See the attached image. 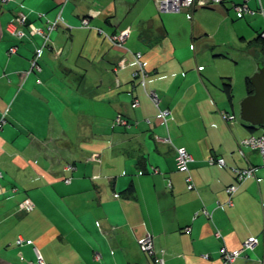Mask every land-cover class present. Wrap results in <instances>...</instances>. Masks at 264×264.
I'll list each match as a JSON object with an SVG mask.
<instances>
[{"label":"crops","instance_id":"1","mask_svg":"<svg viewBox=\"0 0 264 264\" xmlns=\"http://www.w3.org/2000/svg\"><path fill=\"white\" fill-rule=\"evenodd\" d=\"M241 2L197 8L188 19L160 12L155 0H0V119L8 110L0 264H41L37 250L46 264H156L138 242L148 233L165 264H224L223 246L241 248L251 237L254 246L230 264H264V159L243 142L264 135V124L242 118L246 77L263 57L250 42L264 31V0H248L244 12L235 7ZM18 12L39 28L59 16L73 25L53 32L41 70L29 74L43 39L7 30ZM120 32H129L132 52L107 37ZM13 45L18 52L9 54ZM136 51L148 61L145 86L137 66L117 69ZM119 113L129 123H116ZM180 146L193 156L188 171L178 169ZM252 166L255 176L230 196L233 168ZM28 197L34 210L19 211ZM20 236L32 242L19 244Z\"/></svg>","mask_w":264,"mask_h":264},{"label":"rangeland","instance_id":"2","mask_svg":"<svg viewBox=\"0 0 264 264\" xmlns=\"http://www.w3.org/2000/svg\"><path fill=\"white\" fill-rule=\"evenodd\" d=\"M3 2H7V1H9V0H2ZM215 1H217V0H193V2H190V3H187V0H180V1H178L176 4H178V5H180V7H178V10H163L162 8H161V3H159V1L158 0H155V2H156V4H157V7H158V9H159V11L160 12H162V13H176V14H179V13H182V12H184V13H186V16H187V18L188 19H192L193 18V11L195 10V9H197V8H199V9H202V8H205V7H212L213 9H217L218 7H216V6H213L215 3H217V4H220V3H222L224 0H221L220 2H215ZM247 1L248 0H242V2L241 3H238V4H236L235 5V7H236V9H238L239 11H242V12H244V11H249L250 9L248 8V6L247 5H245V3L247 4ZM22 13H24V12H18V14H17V16L8 24V27H7V30L11 33V34H13V35H15L16 37H18V38H22V37H24V36H27V35H32V36H34V35H40L41 37H42V39H43V42H42V44L39 46V47H37L36 49H35V51H34V55H33V57H32V60H31V63H32V65H33V61H38L39 59H41V57H42V54H43V51H42V54H41V56L38 58V57H35V56H37L36 55V53H37V51H38V49H40V48H43V50L45 49V47H46V44H47V47L48 46H51L50 45V43H51V41H52V34H53V32L55 31V30H57L58 29V27L56 28V29H54V30H52V31H49L48 33H47V28H48V25H49V23H51L52 21H50L49 23H47V25H46V27L45 28H43L44 30H45V32H46V34H47V36H46V34H45V32L44 33H42V32H38L37 30H34V28L33 27H30L29 25L30 24H27L26 23V25L25 24H23V25H20V22L18 21V17L20 16V14H22ZM25 14V13H24ZM60 17V16H59ZM58 17V18H59ZM57 18V19H58ZM62 20H64V18H62ZM54 21V20H53ZM64 26L66 27V28H70V27H72L73 25L72 24H70V23H68V22H66V20H64ZM209 23H205L206 25H213V22H210V21H208ZM31 25H33V23H31ZM24 26H29V29H28V31L26 32L25 30H24ZM82 26H90V18L89 17H84L83 19H82ZM22 29V32L19 30V29ZM19 32L20 33H22L21 35L19 34ZM121 33H123V32H120V33H113V34H108L107 35V37L114 43V44H116V46H119V47H125L127 50L129 49V48H127L126 47V41L127 40H125V41H123L124 43H122V42H120V43H122V44H120L119 43V41H118V38L116 37V35H119V34H121ZM127 34H128V36H129V32H126ZM128 36H127V38H128ZM260 36L262 37V38H264V31L260 34ZM114 37V38H113ZM126 38V39H127ZM49 39V40H48ZM219 39V37L217 36L216 37V40H218ZM45 41H46V43H45ZM258 46H259V49H260V51L262 52V48H261V46L259 45V44H257ZM13 46H16V45H13ZM13 46H11V47H13ZM10 47V48H11ZM17 47V46H16ZM235 48V47H234ZM128 51H131L130 49L128 50ZM215 51V50H214ZM9 54H15V53H17V51L16 52H13V51H10V49H9ZM132 52V51H131ZM138 52H140L141 53V55H142V57L140 58L141 59V61H147L146 59H144V54H143V52L142 51H136V52H133L132 54H133V60L132 61H128L127 60V58L126 57H123V58H121L120 60H119V62H118V65H117V69L119 68V67H123V66H127V65H135V66H137V69L135 70V72H134V74L136 75V76H138L139 78H141V82L144 84V86H145V84H146V79H147V77H148V75H149V72H146V74L145 75H143L142 74V72H140L139 73V71H141V67H140V65H139V63L137 62V59L135 58V53H138ZM227 52L228 53H231V55H237V56H241L242 58H248L247 56L248 55H246V54H248V53H245V54H243L239 49L237 50V49H232V50H227ZM215 53V52H214ZM212 53H210V55H211ZM231 55H229L228 54V56L229 57H231V58H233V56H231ZM262 55L264 56V54H263V52H262ZM249 58H251V57H249ZM244 60V59H243ZM38 63V62H37ZM259 64H264V61H259L258 62ZM259 64H258V66H259ZM32 65H31V67H30V69L28 70V71H26V73L27 74H29V73H31L32 72V70L33 69H37V70H41V64L39 65V63H38V67L39 68H32ZM147 66H148V61H147V65H146V67H145V69L147 70ZM204 68V66H199V69H203ZM253 76V74L252 75H250V78ZM39 82H41V79H39ZM252 82V81H251ZM253 84V83H252ZM254 86V85H253ZM152 91H153V93L154 92H156V91H154V90H147V94L150 96V98L159 106V104H160V97H159V95H158V103L156 102V100L155 99H153L152 97H151V93H152ZM157 93V92H156ZM136 100H138L137 98H136ZM139 101V100H138ZM133 102H135V101H133ZM140 103V102H139ZM135 106H138V105H135ZM165 111V110H164ZM7 112H8V110H5L4 111V113H3V115H2V117H1V119H0V128L7 122ZM170 112V111H169ZM169 114V113H168ZM119 115H121V113L119 114ZM230 115H235V114H231V113H224L223 114V116H224V118L226 119V120H233V119H235V117L233 118V119H231L230 118ZM121 117L123 118V116L121 115ZM117 123H120V122H118L117 121ZM263 135V134H262ZM262 135H259V136H262ZM259 136H256V137H259ZM168 140V139H167ZM247 145V144H246ZM179 148V147H178ZM177 148V149H178ZM256 149V148H255ZM189 151V150H188ZM260 151V150H259ZM177 155H178V151H177ZM93 156V155H92ZM91 156V157H92ZM94 156H95V154H94ZM90 157V158H91ZM218 158V157H217ZM224 158V157H223ZM176 159H177V165H178V158H177V156H176ZM225 159V158H224ZM193 161V160H192ZM191 161V162H192ZM190 162V163H191ZM69 165H72L71 163H67V168H69V169H76V165H75V167L74 168H72V167H70ZM220 165H222V166H225V165H227V163H226V160H225V164H220ZM254 167V166H253ZM189 168H190V164H189ZM179 169V168H178ZM234 170H235V172H236V175L238 174V172L236 171L237 169H245V168H239V167H234L233 168ZM180 170V169H179ZM189 170V169H188ZM187 170V171H188ZM181 171V170H180ZM2 174V173H1ZM66 181L67 182H70L71 181V177H68V178H66ZM239 183H242V182H239L238 181V179H237V182L236 183H233V184H230L227 188H226V190H227V192H228V188L230 187V186H232V185H234V184H236V185H238ZM191 185V184H190ZM189 185V186H190ZM238 190V189H237ZM236 190V191H237ZM2 191V189H0V192ZM235 192H233V193H230V192H228V194L231 196V195H233ZM118 195V194H117ZM26 199V198H25ZM24 199V200H25ZM28 199H30L31 201H33L31 198H29L28 197ZM23 201V200H22ZM21 201V202H22ZM20 202V203H21ZM34 202V201H33ZM35 203V202H34ZM18 208H19V211H23V212H29V211H24L23 209H20V204H19V206H18ZM152 235V234H151ZM153 236V235H152ZM20 238H23L22 236H20L19 238H18V240L20 239ZM141 239V238H140ZM140 239L138 240V242H139V245H140V248H141V250L142 251H144V252H146V253H149V254H151V255H154L155 256V260H156V263H157V259L159 258V256H157V255H155V250H144L143 248H142V246H141V244H140ZM18 240H17V242H18ZM24 242H27V240H25ZM23 242V243H24ZM32 241H30V243H31ZM153 242H154V240H153ZM19 243V242H18ZM19 244H22V243H19ZM236 249H238V248H236ZM39 254H41L40 253V251L39 250H37V255H39ZM42 255V254H41ZM240 257V256H239ZM42 258H43V260L45 261V259H44V257H43V255H42ZM238 258V257H237ZM236 258V259H237ZM235 259V260H236ZM38 262H39V260H38ZM40 263V262H39ZM46 263V262H45Z\"/></svg>","mask_w":264,"mask_h":264},{"label":"built area","instance_id":"3","mask_svg":"<svg viewBox=\"0 0 264 264\" xmlns=\"http://www.w3.org/2000/svg\"><path fill=\"white\" fill-rule=\"evenodd\" d=\"M5 1V0H4ZM159 3H161V8L163 10H178V7H180V5L176 4L178 1L180 0H158ZM221 0H217L215 2H220ZM193 2V0H187V3ZM246 5V3H245ZM18 21L20 22V25L26 24L27 23V16L22 13L20 14V16L18 17ZM64 20H62V17L60 16L58 19L52 21L51 23H49L48 28H47V33L49 31H52L54 29H56L58 27V25L60 24H64ZM65 25V24H64ZM31 27L34 28V30H37L38 32H42L44 33L45 30L43 28H39V27H35L34 25H30ZM22 32V29H19ZM19 34L21 35L22 33L19 32ZM46 34V32H45ZM47 36V34H46ZM128 34L126 32H123L119 35H116V37L118 38L119 43L126 40ZM114 38V37H113ZM49 40V39H48ZM46 43V41H45ZM120 43V44H122ZM47 46V44H46ZM10 51L16 52L17 51V47L13 46L10 48ZM43 48L38 49L35 57H40L42 54ZM142 55L140 52L135 53V58L137 59V62L139 63L140 67H141V71L143 75L146 74V65H147V61H141ZM38 61H33V65L32 68H39L38 67ZM151 97L153 99L156 100V102L158 103V94L156 92L150 94ZM134 105H139V101L135 100ZM169 113V110H165V111H161V115L162 116H166ZM235 117V115H230V118L233 119ZM118 122H124L126 123V121H124L121 117V115L118 116L117 118ZM244 144H247L248 146H251L253 148H256L258 150H260L263 159H264V135L256 137V136H252L250 138L245 139ZM178 168L181 171H187L189 169V164L190 162L193 160V156L192 154L188 151V149L185 146H180L178 149ZM210 163H218V164H225V159L223 157H210ZM70 167L74 168L72 165H69ZM255 167H248L245 169H237L236 171L238 172L237 174V179L239 182H243L249 178H252L255 176ZM190 187H192V184L190 185ZM238 189V185L234 184L232 186H230L228 188V192L233 193L236 192V190ZM35 207V203L33 201H31L30 199L26 198L25 200H23L20 203V209H23L24 211H32ZM218 235H220V233H217ZM25 241L24 238H20L18 240L19 243H23ZM31 240H27V242H30ZM257 238L256 237H251L249 238L247 241L244 242V244L242 245L241 248L238 249H228L226 246H223L222 248V254H223V258H224V264H230L233 261H235V259L237 257H239L241 255V252L244 249L247 248H252L254 246V244L256 243ZM140 244L142 246V248L144 250H154V242H153V236L151 235V233H148L147 235H145L144 237H142L140 239ZM38 260L41 264H46L45 261L42 258V255L39 254L38 255ZM156 264H165L164 258L160 257L157 259V263Z\"/></svg>","mask_w":264,"mask_h":264},{"label":"water","instance_id":"4","mask_svg":"<svg viewBox=\"0 0 264 264\" xmlns=\"http://www.w3.org/2000/svg\"><path fill=\"white\" fill-rule=\"evenodd\" d=\"M254 92L242 101V118L254 125L264 124V64L251 77Z\"/></svg>","mask_w":264,"mask_h":264},{"label":"trees","instance_id":"5","mask_svg":"<svg viewBox=\"0 0 264 264\" xmlns=\"http://www.w3.org/2000/svg\"><path fill=\"white\" fill-rule=\"evenodd\" d=\"M222 3H224V1L222 2ZM215 4H217V3H215ZM26 25V24H25ZM60 26H64V24H60V25H58V27H60ZM250 43H255V44H259L260 46H261V48H262V52H263V54H264V38H262L261 36H258L257 38H255L254 40H252ZM50 45H51V43H50ZM17 46V52H18V45H16ZM47 47V46H46ZM45 47V48H46ZM49 47V46H48ZM32 60V59H31ZM261 61H264V56L261 58ZM38 63H39V65H40V59L38 60ZM31 65H32V63H31ZM31 67V66H30ZM35 70H37V69H33L32 70V72L33 71H35ZM38 71V70H37ZM147 72H148V70H146ZM246 86H247V89H248V92H249V94H251V93H253L254 92V86H253V84H252V82H251V78H250V76H248V77H246ZM224 89L226 90V92L228 93V95H229V98L231 99L232 98V92H233V90H232V84H231V82H226V84H225V87H224ZM136 100V99H135ZM134 100V101H135ZM120 114V113H119ZM119 114L116 116V118H115V122L117 123V118H118V116H119ZM122 116H123V114H121ZM124 121H126V123H124V122H120V124H127V123H129V121L123 116V118H122ZM69 163H71V162H69ZM68 163V164H69ZM72 164V166H74L75 167V165L73 164V163H71ZM36 206V205H35ZM35 208V207H34ZM34 210V209H33ZM29 212H31V211H29Z\"/></svg>","mask_w":264,"mask_h":264}]
</instances>
